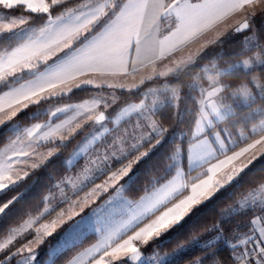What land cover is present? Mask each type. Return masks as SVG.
<instances>
[{"label": "snow or ice", "instance_id": "snow-or-ice-1", "mask_svg": "<svg viewBox=\"0 0 264 264\" xmlns=\"http://www.w3.org/2000/svg\"><path fill=\"white\" fill-rule=\"evenodd\" d=\"M260 2L0 0V223L17 220L0 230V264H57L68 251L62 264H178L193 248L204 255L189 264H264ZM41 170L39 207L20 216ZM224 194L214 220L161 255L159 238Z\"/></svg>", "mask_w": 264, "mask_h": 264}, {"label": "trees", "instance_id": "trees-1", "mask_svg": "<svg viewBox=\"0 0 264 264\" xmlns=\"http://www.w3.org/2000/svg\"><path fill=\"white\" fill-rule=\"evenodd\" d=\"M259 29L264 30L263 24L258 26ZM230 48V46H229ZM153 82H147L145 85H142L141 88H144L147 85L152 84ZM90 95V93L87 92H82L79 93L77 97L73 98V101L79 100L81 98H87ZM138 96L133 95L132 93L125 91L123 92V95L121 96V99H137ZM21 122H26L25 118L21 117ZM2 132V130H0ZM3 142V137L0 135V144ZM71 149L69 148L68 150L65 151L64 155H67V151H70ZM55 159V158H54ZM55 168L57 172L62 175L63 170L59 167V164L57 163L55 165ZM49 173L41 170L36 174V184L34 185V191L32 193L31 198L20 205H18V213L20 216L23 215V213L27 210H33L35 212V209L39 207L38 201L41 195L46 190V185L49 183ZM253 183L258 182L260 179L259 175H255L253 177H250ZM31 183V181L29 182ZM226 196L227 194H224V196L220 197L215 203L213 204H208L204 206L201 211L191 220L188 221V223L184 226V228L180 231L179 235L173 234L171 236L165 235L162 236L160 239V242L157 241L156 243L160 245L159 251L161 252H167L171 253L173 249L176 248V246L180 243H187V240L190 235L192 234H199L203 227L207 225L211 220H214L218 214V212L221 210V208L224 207V204L228 201H226ZM17 223L16 219L8 221L7 224L0 223V230H3L6 228L8 225H14ZM96 240L95 235H90L86 240H84L83 244L80 245L78 250H82L83 248L88 247L91 243H93ZM159 242V243H158ZM47 247V246H46ZM73 254V251H68L65 253L64 257H61V260L57 262V264H62V260L66 258L67 256H71ZM204 255L203 252L200 251L198 248H193L190 252H187L181 256V258L178 261V264H186L189 263L191 260L200 257ZM222 255L227 256V252L224 251Z\"/></svg>", "mask_w": 264, "mask_h": 264}, {"label": "rangeland", "instance_id": "rangeland-1", "mask_svg": "<svg viewBox=\"0 0 264 264\" xmlns=\"http://www.w3.org/2000/svg\"><path fill=\"white\" fill-rule=\"evenodd\" d=\"M249 11V10H248ZM250 11H253V9H251ZM254 11L256 12V18H255V21H254V25H259V24H263V26H264V0H261V2L260 3H258L257 5H256V7H255V9H254ZM13 15H16V14H19L18 12H13L12 13ZM243 15H244V13H238V14H236L235 16H233V17H231L228 21H227V24L228 25H231V24H233V23H235V21L238 19H241V18H243ZM225 25H221L220 26V28H217L216 30H214V31H212V32H209L208 34H206L201 40H199V41H197L195 44H192V45H190L188 48H186L182 53H180L179 55H184V56H186V55H188L190 52L191 53H195L196 52V50H197V48L199 47V45L201 44V43H204L205 41H208V40H211V39H213L214 37H215V35H216V32L217 31H221V30H223V27H224ZM257 29H259V28H257ZM209 51H212V49H209ZM151 72V71H150ZM137 75V74H136ZM138 76V75H137ZM119 82H121V83H124V84H126L127 85V83L125 82V79H123V80H120ZM160 83V81H156V82H153V84H150V85H147V86H145L142 90H144V89H146V88H149V87H156V86H158V84ZM107 91V90H106ZM105 94H106V92H105ZM118 94H120L119 93V91H118ZM21 123H25V122H21ZM255 138H259V136H257V137H255ZM249 142H251V141H249ZM245 145L244 144H240V147H244ZM236 150H238V149H236ZM193 175H195V173H193ZM81 194V193H80ZM84 194V193H83ZM52 217L54 218L55 217V214L54 215H52ZM41 223H43V220H41L40 221ZM63 230L62 229H57L56 230V232L54 233V235L53 236H55V239H56V236L57 235H59L61 232H62ZM55 239H51V240H46L48 243H50V242H54L55 241ZM159 242H160V239L158 240ZM158 242V243H159ZM48 243H46L45 242V245H43V246H41V250H43V249H46L47 247L46 246H48ZM192 249H190L188 252H190ZM160 253H161V255H163L164 253H167V252H161L160 251ZM185 254V253H184ZM183 255V254H182ZM181 255V256H182ZM189 264V263H188Z\"/></svg>", "mask_w": 264, "mask_h": 264}, {"label": "crops", "instance_id": "crops-1", "mask_svg": "<svg viewBox=\"0 0 264 264\" xmlns=\"http://www.w3.org/2000/svg\"><path fill=\"white\" fill-rule=\"evenodd\" d=\"M251 9H249V11H250ZM242 19V18H241ZM238 20V19H237ZM236 20V21H237ZM240 20V19H239ZM234 24V23H233ZM258 26H260V24L259 25H255V27L256 28H258ZM162 27H163V25H162ZM163 66L161 65V68H162ZM151 68L150 67H148V68H141V70L139 71V72H137V75H135V77L133 78L132 76H128L126 79H125V82L127 83V85H132V84H138L139 83V81H140V79L142 78V77H144V76H147V75H149L151 72ZM153 84V83H152ZM141 89H143V88H141ZM125 91H127V90H125ZM107 92V91H106ZM88 98V97H87ZM139 99V96H138V98L137 99H131L132 101H137ZM66 102H75V101H66ZM97 183H99V182H101L100 180H97L96 181ZM85 191H87V189H85ZM81 196L83 195V192H81V194H80ZM62 207H64V208H66L67 207V205H63ZM60 209L59 208H57V211H59ZM55 214V212H53L52 214H51V216H47L45 219H42L43 220V223H48L51 219H53V217H52V215H54ZM142 226V225H141ZM57 229H62L63 230V226L62 227H59V228H57ZM54 235V234H53ZM51 239H55V236H51V237H48L46 240H51ZM95 242V241H94ZM93 242V243H94ZM46 243H48L47 241H46ZM186 264H188V263H186Z\"/></svg>", "mask_w": 264, "mask_h": 264}]
</instances>
